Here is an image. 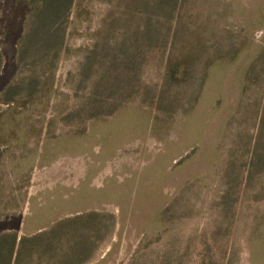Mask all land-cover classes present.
<instances>
[{
    "label": "rangeland",
    "instance_id": "obj_1",
    "mask_svg": "<svg viewBox=\"0 0 264 264\" xmlns=\"http://www.w3.org/2000/svg\"><path fill=\"white\" fill-rule=\"evenodd\" d=\"M39 3L0 0V264H264V0H72L54 50Z\"/></svg>",
    "mask_w": 264,
    "mask_h": 264
},
{
    "label": "trees",
    "instance_id": "obj_2",
    "mask_svg": "<svg viewBox=\"0 0 264 264\" xmlns=\"http://www.w3.org/2000/svg\"><path fill=\"white\" fill-rule=\"evenodd\" d=\"M71 3L72 0H40L39 9L37 5L32 10L30 29L24 34L23 42L28 46L40 45L46 49H60L64 39L62 24L66 17L65 11ZM261 124L264 127V115Z\"/></svg>",
    "mask_w": 264,
    "mask_h": 264
},
{
    "label": "crops",
    "instance_id": "obj_3",
    "mask_svg": "<svg viewBox=\"0 0 264 264\" xmlns=\"http://www.w3.org/2000/svg\"><path fill=\"white\" fill-rule=\"evenodd\" d=\"M66 198V197H65ZM45 228V226H43L42 228H39V227H37L36 229H35V231H38V232H42L43 230H46V229H44ZM20 243V242H19ZM5 256H9L8 254L7 255H5ZM21 256H22V258L23 259H20L21 258ZM31 256H33V254H31V255H27L25 258L26 259H24V255L22 254V255H18L17 253H16V251H14V253H12V255L10 256L11 257V260L13 261L14 260V264H19V262L21 261V262H32V260H34L36 263H37V257L35 258V259H32L31 260ZM35 256V255H34ZM15 258V259H14ZM12 264V263H11Z\"/></svg>",
    "mask_w": 264,
    "mask_h": 264
}]
</instances>
